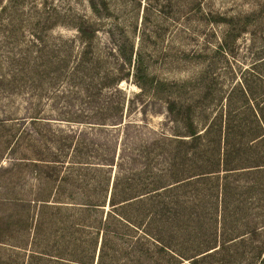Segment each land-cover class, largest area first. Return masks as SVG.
<instances>
[{
  "label": "rangeland",
  "instance_id": "rangeland-1",
  "mask_svg": "<svg viewBox=\"0 0 264 264\" xmlns=\"http://www.w3.org/2000/svg\"><path fill=\"white\" fill-rule=\"evenodd\" d=\"M103 1L107 9L97 15L89 0H0V119L22 116L31 101L30 110L50 114L54 127H75L58 120L57 115L76 110L66 101L76 96L83 81L79 76L86 74L90 79L129 70L118 86L124 92L120 95L123 122L131 124L122 128L120 135L110 128L109 132L121 142L128 138L129 144L165 135L179 137L182 123L171 118L166 93L141 90L132 77V66L118 70L115 42L126 43V47L132 44L149 76L180 92L171 97L178 108L193 106L192 118L199 129L214 112L227 107L229 93L231 106H242L237 85L244 80L255 93H264V64H260L264 59V0ZM218 16L248 22L223 53L216 48L228 25L213 19ZM80 24L94 29L91 41L77 37ZM65 38L72 39L66 47L62 43ZM69 49L71 56L62 68ZM79 58H90L87 66H93L91 71L86 72L83 66V72L74 76L65 72ZM34 63L41 65L38 74L31 71ZM104 92L112 91L104 88ZM11 123L15 128L14 120L6 124ZM5 127L0 129V136L10 132ZM12 145L0 146V165L5 167L0 170V264H97L102 235L92 223L94 212L33 200L41 185L29 170V160L23 158L22 145L11 154ZM169 156L168 151L164 161L152 159V171L165 167L163 173L169 172ZM158 176L142 174L144 183ZM259 189L239 196L243 206L234 210L233 218L239 217L236 231L237 226L242 230L247 220L262 225L255 234H245L243 240L237 237L224 247L204 251L213 229L204 217L209 210L199 209L203 216L193 217L190 193L176 197L170 190L160 196L163 203L158 207L166 210H157L153 217L146 210L139 224L116 222L115 230L121 235L106 239L101 264H264V194ZM183 197L184 203L179 200ZM110 209L106 203L103 215ZM199 220L204 221L198 224Z\"/></svg>",
  "mask_w": 264,
  "mask_h": 264
},
{
  "label": "trees",
  "instance_id": "trees-1",
  "mask_svg": "<svg viewBox=\"0 0 264 264\" xmlns=\"http://www.w3.org/2000/svg\"><path fill=\"white\" fill-rule=\"evenodd\" d=\"M89 3L97 15L101 14L102 9H107L103 0H89ZM218 17L213 19L228 25L216 48L223 53L229 49L232 39L245 30L248 22L245 19L235 21L232 17ZM76 30L80 40L91 41L94 37L95 31L88 25L80 24ZM63 40L65 47V43L72 42V39ZM115 43L119 54L118 70L132 66V77L141 90L154 94L165 92L169 99V114L172 119L182 123L183 132L179 135L185 137L165 135L145 143L134 140L131 144L127 142L128 138L119 141L120 137H114L113 131L109 132L108 128L117 130L120 135L122 128L131 124L129 121L123 122L125 115L120 98L123 91L118 86L124 76L127 78L129 70L114 76L104 73V76L97 78L93 75L90 79L82 74L79 78L83 77V81L75 92L76 96L72 95L71 99L65 96L66 104L77 107L76 110L60 111L57 115L60 117L58 120L75 127H54L51 124L54 117H50V114H45L43 110H30L31 101L22 116L0 119V129L8 126V131L10 128V132L4 133V136L1 133L0 146L3 143L9 146L13 142L8 151L13 154L22 145L23 158L29 160V170L41 185L33 200L45 205L55 202L76 206L85 213L93 211L92 223L102 235L97 264L103 261L106 239L121 235L115 230L116 222L122 220L139 224L146 210L150 217L157 215V210H166L158 206L163 203L160 196L170 190L176 193V197L180 196L179 193H190V208L195 211L194 216L190 213L193 217L201 218V210H209L204 217L213 229L205 240L204 251L224 247L229 240L237 237L243 240L247 233L255 234L262 225L256 222L251 224L247 220L243 222V229L237 226L236 231L235 224L239 223V217H233L236 214L234 210L243 206L239 199L243 193L260 188L258 192L264 194V93H255L251 84L244 80L237 85L242 95V106H231L229 93L227 107L214 112L199 129L192 118L193 106L189 104L178 108L175 98L171 97L179 96L180 92L167 88L164 82L149 76L143 58L132 44L126 47V43ZM64 55L62 68L71 56L70 49ZM89 59L79 58L65 72L72 75L77 71L83 72V66L86 72H90L93 66H87ZM260 62L264 64V59ZM39 67L40 64H32L31 71L35 70L32 73L38 74ZM104 88L112 92L108 94ZM7 120H14L15 128L13 123L7 125ZM117 150L120 151L118 155ZM168 151L171 162L166 169L169 168V172L163 173L165 167L153 172L150 161L156 158L164 161ZM4 168L1 164L0 170ZM144 171L159 176L144 183ZM186 188L189 190L185 191ZM179 200L186 202L184 197ZM106 203L111 209L103 215L102 209ZM164 204L167 206L166 202ZM174 208H177L175 203ZM202 221L199 220L198 224ZM228 224L232 225L228 227Z\"/></svg>",
  "mask_w": 264,
  "mask_h": 264
}]
</instances>
